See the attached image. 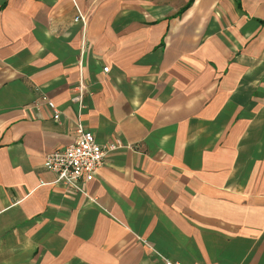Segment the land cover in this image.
Here are the masks:
<instances>
[{
  "label": "crops",
  "instance_id": "0c3cea01",
  "mask_svg": "<svg viewBox=\"0 0 264 264\" xmlns=\"http://www.w3.org/2000/svg\"><path fill=\"white\" fill-rule=\"evenodd\" d=\"M82 67L86 127L123 142L85 193L44 166ZM164 258L264 264V0H0V264Z\"/></svg>",
  "mask_w": 264,
  "mask_h": 264
},
{
  "label": "built area",
  "instance_id": "2783aa9c",
  "mask_svg": "<svg viewBox=\"0 0 264 264\" xmlns=\"http://www.w3.org/2000/svg\"><path fill=\"white\" fill-rule=\"evenodd\" d=\"M76 7L75 22L81 23L83 27L87 24L86 14ZM108 72L109 67H104ZM86 84L84 81L83 67L80 70V80L71 96V101L77 106L75 124V139L68 146L57 148L46 155L44 166L56 174V183L65 184L68 188L85 193L83 184L91 181L97 170L104 162L106 154L123 146V142L117 139L109 144L98 142L95 134L89 130L83 120L85 109ZM40 100L52 111L53 118L60 119L61 113L56 103L47 95H42ZM165 264H182L164 258Z\"/></svg>",
  "mask_w": 264,
  "mask_h": 264
}]
</instances>
